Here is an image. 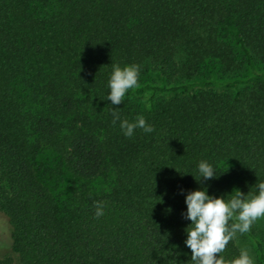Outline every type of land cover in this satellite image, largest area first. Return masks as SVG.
<instances>
[{"label": "trees", "instance_id": "16d2710c", "mask_svg": "<svg viewBox=\"0 0 264 264\" xmlns=\"http://www.w3.org/2000/svg\"><path fill=\"white\" fill-rule=\"evenodd\" d=\"M262 60L264 0H0V264H192L188 192L251 199L264 182ZM133 64L160 84L112 105L113 65ZM115 107L155 130L126 137ZM52 164L75 191L50 186ZM259 231L218 256L242 236L264 264Z\"/></svg>", "mask_w": 264, "mask_h": 264}, {"label": "clouds", "instance_id": "9594fccd", "mask_svg": "<svg viewBox=\"0 0 264 264\" xmlns=\"http://www.w3.org/2000/svg\"><path fill=\"white\" fill-rule=\"evenodd\" d=\"M140 70V66L136 64L123 69L119 65H113V73L108 82L110 93L107 96L112 105H121L126 92L138 87ZM117 108L115 107L112 112V122L115 125L120 121V128L126 137H133L137 128L143 129L145 133H152L155 130L143 116H138L135 122L121 120ZM198 167L203 180L217 177L213 166L206 161H201ZM257 187L258 195L252 196L251 199L248 198L250 194L245 195L236 190L230 201L223 197L210 196L205 190L188 192L185 197L187 212L182 215L192 222L185 229L187 232L185 244L191 250L192 264H225L223 256L218 254L225 250L230 241L236 239L237 233H248L253 224L264 217V182L258 183ZM94 206L95 217L103 216L104 202L97 201ZM230 220L234 222L230 224ZM231 264H254V259L247 249H241L239 257Z\"/></svg>", "mask_w": 264, "mask_h": 264}, {"label": "rangeland", "instance_id": "374dc122", "mask_svg": "<svg viewBox=\"0 0 264 264\" xmlns=\"http://www.w3.org/2000/svg\"><path fill=\"white\" fill-rule=\"evenodd\" d=\"M259 66L261 68H264V60L259 62ZM201 79V78H200ZM143 83H152V84H160L159 80L157 79L156 75H148L146 77H144V80H142V82L138 83V86H141ZM135 88H133V91H135ZM198 87L197 86H192L189 88V90L187 92H194ZM242 89V87H234L233 89H231L230 91L232 92V94H235L237 91H239V89ZM217 90H220V88H218ZM222 90V89H221ZM181 90L178 91H174V92H159L157 94L156 97H160V96H165L166 98H171L176 96V95H180ZM136 95L138 97L141 98L142 103L147 106L149 105L150 101H151V96H152V91L151 90H144L140 93H136ZM53 164H56V162H54ZM52 167L56 170L55 172H53V176L52 179L50 181V186L57 192V191H64V192H71V191H75L74 189H76V187L79 185V183H75V185L73 184L74 181H72V177L71 175H69V173L63 168H59L56 165H53ZM73 185V186H68V185ZM56 186V187H55ZM67 192V193H69ZM7 220V217L4 213L0 212V223L1 225H3V223H5V221ZM257 227L260 230L259 232L261 233V237H263L264 240V217L259 218L257 221ZM239 243L241 246V249H247L250 253V256L254 259V264H263L262 260L260 259L259 256V252L257 251V249L255 248V245L248 240L245 237L239 236ZM5 254H11V251L9 249V247H1L0 248V256L5 255ZM14 264H19L18 261L15 259Z\"/></svg>", "mask_w": 264, "mask_h": 264}]
</instances>
